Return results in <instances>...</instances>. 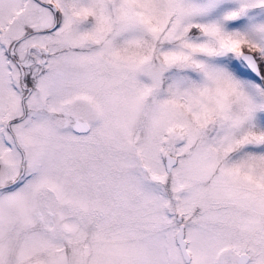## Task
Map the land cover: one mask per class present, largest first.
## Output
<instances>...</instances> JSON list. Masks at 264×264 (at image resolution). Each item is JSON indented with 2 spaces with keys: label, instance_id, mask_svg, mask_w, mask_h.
Listing matches in <instances>:
<instances>
[{
  "label": "snow or ice",
  "instance_id": "6c2138e0",
  "mask_svg": "<svg viewBox=\"0 0 264 264\" xmlns=\"http://www.w3.org/2000/svg\"><path fill=\"white\" fill-rule=\"evenodd\" d=\"M0 264H264V0H0Z\"/></svg>",
  "mask_w": 264,
  "mask_h": 264
}]
</instances>
